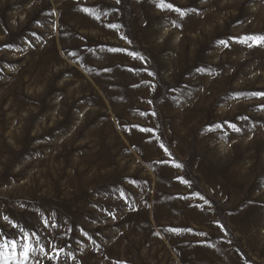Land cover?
I'll return each mask as SVG.
<instances>
[{
    "label": "rangeland",
    "instance_id": "obj_1",
    "mask_svg": "<svg viewBox=\"0 0 264 264\" xmlns=\"http://www.w3.org/2000/svg\"><path fill=\"white\" fill-rule=\"evenodd\" d=\"M258 36L264 0H0V264H264Z\"/></svg>",
    "mask_w": 264,
    "mask_h": 264
},
{
    "label": "snow or ice",
    "instance_id": "obj_2",
    "mask_svg": "<svg viewBox=\"0 0 264 264\" xmlns=\"http://www.w3.org/2000/svg\"><path fill=\"white\" fill-rule=\"evenodd\" d=\"M162 6L171 7V5H163V4H162ZM248 40H252V42L254 44H264V36L247 37V38H245L244 42L247 43ZM219 43L222 44V45L227 46V42L226 41H219ZM255 95H264V93L255 94ZM237 131H239V130L237 129ZM23 239L25 240V243L21 246L22 247L21 255L23 256V258L25 260H27L28 257H29V253L31 251H34V249L32 248V245L27 242L28 239H29L28 234H25ZM8 247H11L12 249H15L17 247V242L15 240H13L10 245H8V244L3 245L2 248H0V254H2V249H7ZM41 251H43V249H41Z\"/></svg>",
    "mask_w": 264,
    "mask_h": 264
}]
</instances>
